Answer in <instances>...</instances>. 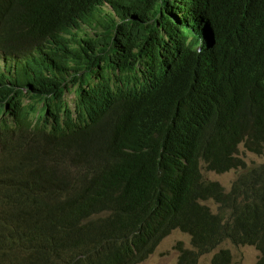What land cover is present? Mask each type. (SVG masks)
Wrapping results in <instances>:
<instances>
[{
  "label": "trees",
  "instance_id": "trees-1",
  "mask_svg": "<svg viewBox=\"0 0 264 264\" xmlns=\"http://www.w3.org/2000/svg\"><path fill=\"white\" fill-rule=\"evenodd\" d=\"M80 19L103 31L80 37ZM0 117L7 260L139 264L172 230L148 210L169 187L200 251L228 238L264 256L257 170L227 193L201 173L263 151L264 0H0ZM209 197L231 209L224 232Z\"/></svg>",
  "mask_w": 264,
  "mask_h": 264
},
{
  "label": "clouds",
  "instance_id": "clouds-1",
  "mask_svg": "<svg viewBox=\"0 0 264 264\" xmlns=\"http://www.w3.org/2000/svg\"><path fill=\"white\" fill-rule=\"evenodd\" d=\"M79 24H82V26L85 25V24H83L82 19H80ZM86 25H88V24H86ZM92 28H94V30H92V33H86V32H84V30L80 31V34H79L80 37H85V36L94 37L97 33L103 31L100 24L94 25ZM76 31L77 30L72 31L71 33L67 34V36L70 37ZM74 97H75V95H74ZM74 97H72V98L69 97V100L73 101ZM1 119H2V117H0V122H1ZM263 150H264V148H263ZM180 163L183 164L184 162H180ZM204 168L205 167L202 164L201 173H202V170ZM235 170H238V169H235ZM219 174H222V173H219ZM240 174H242V173L238 172V175L235 177L234 181L236 180V178ZM258 179H262L260 185H259ZM203 180H205V179L203 178ZM205 181H207V180H205ZM234 181L232 182L231 187L228 191H225V189L222 187V185L219 182L218 183L224 189V192L227 193L231 190ZM211 182H217V181H211ZM252 187L254 188V190L256 192V196L263 197L264 196L263 195V193H264V175H260V174L256 175L255 179L253 181ZM234 199H235L234 201H237L240 203H244L247 200L246 197L240 196L238 194L234 195ZM209 201H213L216 205L218 204L216 211H214V209L211 208L210 204H208ZM151 204L153 205V207L149 206L148 210H153L154 213L152 215H154L156 217L153 221H151V224L154 223V226H156V227L162 225L164 230L172 229V230H170V234L166 238H168L170 235H172L174 232H177V231L183 232V233H185L191 237V245H192L193 249H185V248L180 249V252H181L180 257L182 256L183 252H187L192 264H200L201 257H203L207 253H213L212 264H214V256L217 253H219L221 250H227L229 253L228 254L229 255V264H235L231 250L229 248L223 247V245L226 242H230V244L235 245V246H252V247H255L259 251L260 256L253 264H263L264 256L262 255L261 250L258 249L255 244H249V243L237 244L238 242H235V241L228 239V238L223 240L221 243L214 244L212 246L211 251H200L199 245L195 242L193 235L191 234V231H195V232L199 231V230L194 228L195 227V219L192 217L190 211H189L188 217L184 218L183 211L181 209L180 195H179L178 191H176L172 187H169V188L165 189L162 193H160L157 196V198L155 199V201H153ZM200 204L208 207V209L210 210V212H212V214L213 213H215V214L222 213L223 214V220H222V222L220 221V226H221L220 230H221V232H224L226 230L225 222L228 220V218L230 216L231 209L226 207L225 210L221 212L220 208H219L221 206V203L216 202V200L213 197H209L206 200H200ZM101 218L106 219L107 216L102 215L101 217H99V219H101ZM210 219L211 218H209V221H210ZM162 221H165L164 224L163 223L161 224ZM189 230H190V232H189ZM0 252H4V251L0 249ZM21 256L27 257L28 254L23 253V255H21ZM146 260L142 261L141 263H144ZM15 262L16 261L9 256H8V260L6 258L0 256V264H15ZM141 263H139V264H141ZM180 264H184V262L180 261Z\"/></svg>",
  "mask_w": 264,
  "mask_h": 264
},
{
  "label": "rangeland",
  "instance_id": "rangeland-1",
  "mask_svg": "<svg viewBox=\"0 0 264 264\" xmlns=\"http://www.w3.org/2000/svg\"><path fill=\"white\" fill-rule=\"evenodd\" d=\"M106 12L111 13V9L106 7ZM91 25H83V30L86 33H92ZM70 98L74 97V94L69 95ZM71 103L73 101H70ZM74 105V103H72ZM236 156L244 161L245 166H241L238 170L232 169L226 173H215L208 171L206 168L202 170V176L207 181L219 182L225 191H228L232 182L239 173L247 174L250 170H257L253 174L258 175L261 168L264 169V150L260 153L256 151H250L243 143L238 146ZM262 179H258L259 185ZM258 185V186H259ZM211 208L214 211L217 210V206L213 201H209ZM223 247L229 248L233 254L235 264H253L260 256L259 251L252 246H235L226 242ZM193 249L191 245V237L183 232L177 231L166 238L160 246L157 248L154 254H152L144 263L141 264H180V249ZM97 259L99 257H96ZM16 263L22 262V259H14ZM213 253H207L200 259V264H212Z\"/></svg>",
  "mask_w": 264,
  "mask_h": 264
}]
</instances>
